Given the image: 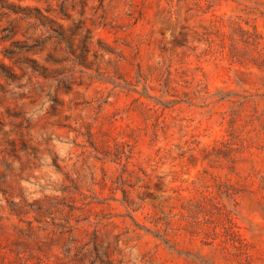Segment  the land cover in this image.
<instances>
[{
	"label": "rangeland",
	"instance_id": "obj_1",
	"mask_svg": "<svg viewBox=\"0 0 264 264\" xmlns=\"http://www.w3.org/2000/svg\"><path fill=\"white\" fill-rule=\"evenodd\" d=\"M0 264H264V0H0Z\"/></svg>",
	"mask_w": 264,
	"mask_h": 264
},
{
	"label": "trees",
	"instance_id": "obj_2",
	"mask_svg": "<svg viewBox=\"0 0 264 264\" xmlns=\"http://www.w3.org/2000/svg\"><path fill=\"white\" fill-rule=\"evenodd\" d=\"M12 11L14 13H18V11L15 10L14 8H12ZM37 12H38V10H37ZM24 13H25V14H23L24 17H27L30 22H32L33 24L42 25V26L46 27L50 32L54 33L56 35V37L60 40V42L65 43L67 45V48L69 49V52L71 54H74V51H73V36L77 35L76 30L71 29V28L66 29V28L63 27V25H55L54 24L55 22L53 20H50V19H46L47 21H45V19L43 18L42 14H31L29 12H24ZM68 30H69V33H67ZM10 31L12 32L13 29H11ZM14 33H17V31L14 32ZM28 39H30V40L34 39L35 41L39 40V39H35V38H32V37H29ZM17 42H18V40H15L13 42V44H16ZM81 42H82V45H83V52L84 51L85 52L88 51L89 50V46L87 45V40L83 39ZM81 60H82V58H81ZM80 61H79V64H83V62H80ZM31 63H32L31 67L33 69L37 70L38 64L36 63V61L35 60H31ZM42 74H43V72H42Z\"/></svg>",
	"mask_w": 264,
	"mask_h": 264
}]
</instances>
